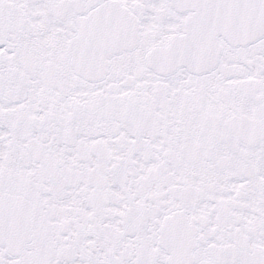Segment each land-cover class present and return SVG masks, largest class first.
Segmentation results:
<instances>
[{"label":"snow or ice","instance_id":"obj_1","mask_svg":"<svg viewBox=\"0 0 264 264\" xmlns=\"http://www.w3.org/2000/svg\"><path fill=\"white\" fill-rule=\"evenodd\" d=\"M0 264H264V0H0Z\"/></svg>","mask_w":264,"mask_h":264}]
</instances>
